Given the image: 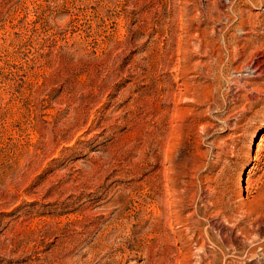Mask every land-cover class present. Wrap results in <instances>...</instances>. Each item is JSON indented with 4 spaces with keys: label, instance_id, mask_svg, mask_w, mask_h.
<instances>
[{
    "label": "rangeland",
    "instance_id": "rangeland-1",
    "mask_svg": "<svg viewBox=\"0 0 264 264\" xmlns=\"http://www.w3.org/2000/svg\"><path fill=\"white\" fill-rule=\"evenodd\" d=\"M263 1L0 0V264H264Z\"/></svg>",
    "mask_w": 264,
    "mask_h": 264
},
{
    "label": "bare ground",
    "instance_id": "bare-ground-1",
    "mask_svg": "<svg viewBox=\"0 0 264 264\" xmlns=\"http://www.w3.org/2000/svg\"><path fill=\"white\" fill-rule=\"evenodd\" d=\"M259 1H260V0H259ZM261 1H262V0H261ZM251 2H252V1H251ZM263 2H264V1H263ZM261 4H262V3H261ZM232 19H233V18H232ZM256 25H257V24H256ZM258 44H259V43H258ZM254 46H255V45H254ZM263 46H264V45H263ZM237 49H238V48H237ZM237 49H236V50H237ZM250 50H251V49H250ZM253 50H254V49H253ZM262 50H263V48H262ZM241 54H242V53H241ZM250 54H251V53H250ZM257 54H258V53H257ZM260 54H261V51H260ZM240 56H241V55H240ZM261 56H262V55H261ZM252 57H253V56H252ZM252 57H251V58H252ZM259 57H260V55H259ZM252 59H253V58H252ZM263 61H264V59H263ZM247 63H248V62H247ZM251 63H252V62H251ZM255 63H257V62H255ZM248 66H251V65H249V63H248ZM251 67H252V71H253V73L256 75V74H257V66H256V65H252ZM260 67H261V66H260ZM261 71H262V70H261ZM250 73H251V72H250ZM258 73H259V72H258ZM259 74H261V73H259ZM169 154H170V153H168V151H166V152L164 153V155H163L164 158H165V157L167 158V157L169 156ZM260 178H261V177H260ZM166 181L169 182V181H171V180H170V178L168 177V178H166ZM259 183H260V180L257 179V180L255 181V184H254V185H255V186H258ZM254 189H255V188H254ZM247 195H248V194H247ZM170 225H171V224H170ZM170 225H169V226H170ZM172 225H173V224H172ZM170 227H171V226H170ZM172 227H173V226H172ZM175 229H176V228H175ZM176 233H177V232H176Z\"/></svg>",
    "mask_w": 264,
    "mask_h": 264
}]
</instances>
